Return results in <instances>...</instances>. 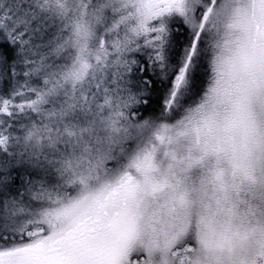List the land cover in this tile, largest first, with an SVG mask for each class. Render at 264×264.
Listing matches in <instances>:
<instances>
[{"label":"snow or ice","instance_id":"6c2138e0","mask_svg":"<svg viewBox=\"0 0 264 264\" xmlns=\"http://www.w3.org/2000/svg\"><path fill=\"white\" fill-rule=\"evenodd\" d=\"M0 264H264V0H0Z\"/></svg>","mask_w":264,"mask_h":264}]
</instances>
